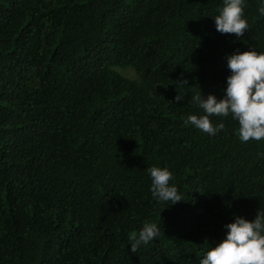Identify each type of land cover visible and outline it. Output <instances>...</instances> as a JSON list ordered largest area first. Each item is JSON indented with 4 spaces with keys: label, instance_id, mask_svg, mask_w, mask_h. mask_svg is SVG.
<instances>
[{
    "label": "trees",
    "instance_id": "trees-1",
    "mask_svg": "<svg viewBox=\"0 0 264 264\" xmlns=\"http://www.w3.org/2000/svg\"><path fill=\"white\" fill-rule=\"evenodd\" d=\"M222 5L0 0V264H200L264 211V140L230 115L216 136L184 123L223 96L226 55L264 51L259 0L239 38L216 31ZM152 166L183 200L152 195ZM146 221L160 235L133 252Z\"/></svg>",
    "mask_w": 264,
    "mask_h": 264
},
{
    "label": "clouds",
    "instance_id": "clouds-1",
    "mask_svg": "<svg viewBox=\"0 0 264 264\" xmlns=\"http://www.w3.org/2000/svg\"><path fill=\"white\" fill-rule=\"evenodd\" d=\"M245 0H223L218 15L212 17L216 31L221 34H235L238 38L248 29L244 14ZM264 16V0H259L257 9ZM230 75L226 77L223 96L218 98L208 94L205 98L200 92L192 99L201 109L200 114H190L185 126L191 125L209 136H216L225 125L214 124V116L228 117L238 122L239 139L264 140V51L249 49L236 50L226 55ZM183 97L177 95L176 101ZM151 178L152 195L160 202L175 204L182 199L174 183L173 173L167 167L152 166L147 169ZM225 235L203 253L200 264H264V211L259 210L252 220L233 215L232 222L225 224ZM160 235V227L155 222H145L138 235L130 244L135 252Z\"/></svg>",
    "mask_w": 264,
    "mask_h": 264
}]
</instances>
